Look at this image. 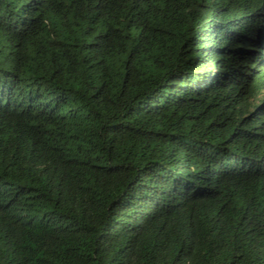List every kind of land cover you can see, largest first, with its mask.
<instances>
[{
  "label": "trees",
  "instance_id": "1",
  "mask_svg": "<svg viewBox=\"0 0 264 264\" xmlns=\"http://www.w3.org/2000/svg\"><path fill=\"white\" fill-rule=\"evenodd\" d=\"M0 264H264V0H0Z\"/></svg>",
  "mask_w": 264,
  "mask_h": 264
}]
</instances>
